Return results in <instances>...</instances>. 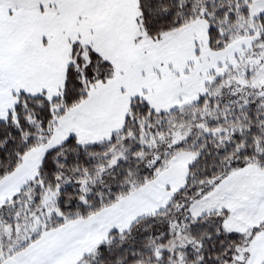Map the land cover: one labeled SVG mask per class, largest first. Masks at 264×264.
Wrapping results in <instances>:
<instances>
[{"label": "snow or ice", "instance_id": "6c2138e0", "mask_svg": "<svg viewBox=\"0 0 264 264\" xmlns=\"http://www.w3.org/2000/svg\"><path fill=\"white\" fill-rule=\"evenodd\" d=\"M0 264H264V0H0Z\"/></svg>", "mask_w": 264, "mask_h": 264}]
</instances>
